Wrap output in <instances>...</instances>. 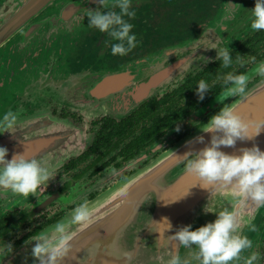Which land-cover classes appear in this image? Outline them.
Wrapping results in <instances>:
<instances>
[{"label":"flooded vegetation","instance_id":"obj_1","mask_svg":"<svg viewBox=\"0 0 264 264\" xmlns=\"http://www.w3.org/2000/svg\"><path fill=\"white\" fill-rule=\"evenodd\" d=\"M255 3L150 2L128 21L137 46L123 57L112 55L115 41L107 33L88 26L86 6L57 17L63 21L58 32L56 16L40 14L4 38L0 120L9 110L19 119L13 133H0V147L8 160L25 154L42 161L55 178L27 197L0 189V255L138 173L238 98L221 96L217 76L250 74L264 61V30L251 29ZM226 4L241 7L231 11ZM223 47L234 60L244 56L243 66L221 68ZM201 79L210 85L203 101ZM259 80L252 74L247 90ZM155 143L160 151H153ZM68 148L76 154L68 157ZM252 251L264 254V241L247 255Z\"/></svg>","mask_w":264,"mask_h":264},{"label":"clouds","instance_id":"obj_2","mask_svg":"<svg viewBox=\"0 0 264 264\" xmlns=\"http://www.w3.org/2000/svg\"><path fill=\"white\" fill-rule=\"evenodd\" d=\"M99 5L106 11L87 9L89 27L96 28L102 33H107L115 41L111 45V53L114 56H126L137 46V37L133 33V24L125 17L135 18L136 13L130 10L132 0H98ZM231 11H235L240 5L226 4ZM118 9V11H117ZM253 19L251 29L254 31L264 30V0H256L255 7L251 11ZM217 60L221 61V68L228 69L234 63L244 64V56L238 54L233 59L229 47L220 48ZM255 62V57H252ZM255 75L264 77V61L258 63L253 70ZM252 78L251 74H234L228 72L224 76H217V80H223L221 96L225 99L230 97H246L247 87ZM215 83V82H214ZM210 91L209 83L201 79L198 82L197 95L201 101L205 94ZM218 100V99H217ZM223 103V100H218ZM19 114L11 110L6 112L0 120V133H13L18 123ZM264 129V119L246 120L237 108L231 104H225L221 110L213 115L209 122L201 130L211 133L210 143L198 152L189 151L182 158L175 159L184 163L186 174L193 176L200 185L211 191L230 192L236 201L231 209L215 213L217 218L195 231L192 226L181 227L170 239L178 242L179 246L195 250L192 259L199 264H256L260 258L258 252L250 255H242L253 247V241L243 234L244 227L249 231H258L253 223L254 217L251 211L264 208V151L254 145L251 148L240 149L241 155L227 154L221 151V147L234 148L237 141H250L259 136ZM179 127L176 131H179ZM196 140L205 143L204 137L199 136ZM188 141L187 144H192ZM160 145L154 144L153 151H160ZM9 152L0 147V189L10 190L13 194L24 197L35 194L37 189L55 178L54 171L42 161L29 158L25 154L13 155L11 160L6 159ZM132 165L130 164L129 167ZM114 175H119L112 170ZM127 181L128 178H124ZM122 194H127V183L119 189ZM248 208L247 219L242 216V209ZM205 211L210 212L207 210ZM94 219V205L85 200L75 207L70 218L58 221L51 229H46L40 234L30 238L33 241L32 256L38 264H65L73 251L72 243L75 237L74 226H85ZM168 228L171 225L165 220ZM28 243V242H26ZM11 244L8 250L12 251ZM131 259V253H125ZM165 264H190L182 259L178 253H171Z\"/></svg>","mask_w":264,"mask_h":264},{"label":"water","instance_id":"obj_3","mask_svg":"<svg viewBox=\"0 0 264 264\" xmlns=\"http://www.w3.org/2000/svg\"><path fill=\"white\" fill-rule=\"evenodd\" d=\"M154 1L132 0L130 10L138 13L140 8ZM80 6L91 10L99 7L101 11H106L98 0H0V44L4 38L16 32L21 24L40 14L56 16L55 29L58 32L63 24L58 18L68 14L72 7L79 9ZM50 8L53 10L49 11ZM125 19L131 20L129 17ZM250 74L255 75L254 72ZM231 104L246 120L264 119V77L247 90L246 97H238L228 105ZM201 130L182 140L170 151L182 158L189 151L198 152L203 149L210 143L212 134ZM199 136L204 137L205 143L196 140ZM188 141L193 143L187 144ZM254 145L264 151V129L254 140L237 141L234 148L222 146L220 150L227 154L241 155L240 149ZM76 152L75 148H68L67 156ZM124 183H127L126 195L118 190ZM90 204L94 205V219L83 227H73V251L65 264H165L174 252L190 264H199V261L192 259L195 246L192 249L184 248L171 240L170 236H174L184 226L191 225L195 231L214 222L217 218L215 213L225 208L231 209L236 201L230 192L221 194L203 188L195 177L185 173L184 163L167 152L128 177L127 181L123 180L90 201ZM206 207L210 212L205 211ZM72 211L63 219L70 218ZM241 211L243 218L247 219L250 210L244 208ZM251 214L258 231L251 232L244 227L243 234L253 244L262 243L264 208L255 209ZM165 220L171 228H168ZM53 225L46 229H51ZM27 242L10 254L0 255V264H38L32 256L34 242ZM125 253H131V259ZM248 253L249 250L242 255Z\"/></svg>","mask_w":264,"mask_h":264},{"label":"rangeland","instance_id":"obj_4","mask_svg":"<svg viewBox=\"0 0 264 264\" xmlns=\"http://www.w3.org/2000/svg\"><path fill=\"white\" fill-rule=\"evenodd\" d=\"M252 252H255V251H252ZM258 253L260 254V258L258 259V261H256V264H264V254L259 251Z\"/></svg>","mask_w":264,"mask_h":264}]
</instances>
